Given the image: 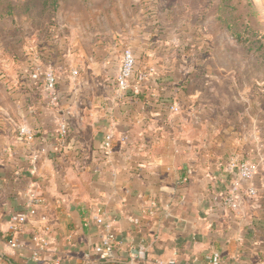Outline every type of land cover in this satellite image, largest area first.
Listing matches in <instances>:
<instances>
[{"label": "crops", "instance_id": "1", "mask_svg": "<svg viewBox=\"0 0 264 264\" xmlns=\"http://www.w3.org/2000/svg\"><path fill=\"white\" fill-rule=\"evenodd\" d=\"M173 28L62 33L39 50L57 79L55 106L41 80L26 74L23 94L12 77V105L0 107V264H208L214 252L220 264H264V135L245 115L207 101L189 48L209 53L212 45ZM124 47L135 70L149 74L137 91L116 95ZM62 121L68 133L53 150ZM23 124L30 141L17 136ZM244 161L254 166L256 195L243 185L240 208L224 209L218 199ZM25 212L26 221H13ZM99 215L117 243L109 261L83 256L104 233Z\"/></svg>", "mask_w": 264, "mask_h": 264}, {"label": "rangeland", "instance_id": "2", "mask_svg": "<svg viewBox=\"0 0 264 264\" xmlns=\"http://www.w3.org/2000/svg\"><path fill=\"white\" fill-rule=\"evenodd\" d=\"M136 24L160 35L184 26L191 40L211 44L209 53L189 48L201 62L207 101L245 115L264 135V0H0V107L12 105L7 84L26 79L27 57L37 59L62 33L86 37Z\"/></svg>", "mask_w": 264, "mask_h": 264}, {"label": "built area", "instance_id": "3", "mask_svg": "<svg viewBox=\"0 0 264 264\" xmlns=\"http://www.w3.org/2000/svg\"><path fill=\"white\" fill-rule=\"evenodd\" d=\"M40 60V62H39ZM43 55L39 54L37 59H32L31 57H27L26 59V74H29L30 80L33 83H37L41 80V85L49 98L50 106L57 105V92H56V76L54 74L53 69L46 67L43 65ZM136 66V57L134 52L129 47H124L120 54V64L117 70L115 79H114V93L116 95H121L127 89H132L137 91V84L140 85L147 79L149 71L143 70H135ZM151 72V71H150ZM24 75H21V78ZM25 80L20 83V87L23 90L26 89ZM33 89V87H31ZM170 109L177 110L176 106H172ZM56 140L53 142V150H57L60 145L65 141V138L68 133V128L65 121H62L58 124L57 127ZM17 136L22 137L27 141L33 139V131L23 124L16 128ZM112 133H107L104 136L102 149L108 151L111 147ZM44 151V149H41ZM254 177V166L248 161L240 162L237 166V171L235 177L231 181V187L225 193L220 195L219 203L222 208L229 209L232 211H237L241 205V197L237 193L243 185H247L245 193L247 196L253 197L256 195V190L254 186L251 184L252 179ZM182 182L188 181L187 176H183L181 178ZM28 218V214L19 213L13 217V221L17 224H21L26 221ZM95 222L98 225L103 227L104 233L101 236L100 240L94 243L89 251L83 254V256L89 257L90 253L95 256V259L99 262L101 261H109L114 258V251L116 248V240L114 236V231L112 228V224L110 221L105 220L103 216L99 215L95 217ZM34 259H37V252L35 251ZM221 258L217 252H214L208 258V264H220ZM52 264H59L58 261H54Z\"/></svg>", "mask_w": 264, "mask_h": 264}]
</instances>
